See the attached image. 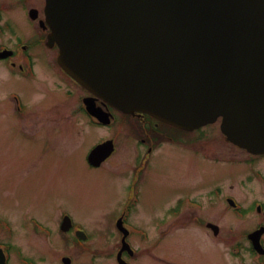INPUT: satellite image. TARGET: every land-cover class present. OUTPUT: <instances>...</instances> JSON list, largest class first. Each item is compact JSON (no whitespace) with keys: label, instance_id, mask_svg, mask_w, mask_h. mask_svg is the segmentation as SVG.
<instances>
[{"label":"rangeland","instance_id":"rangeland-1","mask_svg":"<svg viewBox=\"0 0 264 264\" xmlns=\"http://www.w3.org/2000/svg\"><path fill=\"white\" fill-rule=\"evenodd\" d=\"M9 27L10 32L23 36L31 32L27 23L21 24L17 19ZM33 51L41 55L43 47L36 45ZM9 73L0 64V240L12 246L15 255H11V260L20 264L22 258L36 262L42 256L49 259L55 255L50 254L53 249L61 248L58 225L63 212L90 233L93 240L106 231L110 233L117 201L129 198L124 176L134 167L137 141L128 137L120 123L111 129L90 125L81 113L80 90H76L72 100H63L61 91L54 87L35 94L30 79H16ZM11 93L22 97L26 105L38 100L42 105L16 117L18 113L8 99ZM52 103L54 109L50 107ZM219 124L217 121L182 137L192 138V144L165 141L154 149L139 185L141 201L133 218L136 226L153 234V224L163 218L164 208H176L175 200L179 198L199 200L202 190L220 187L246 204L249 198L264 197V183L253 179L256 169L264 173V160L255 166L244 161L245 153L224 139ZM106 139L114 141V154L106 165L88 167L87 151ZM192 150L218 157L221 162L203 161ZM223 159L229 162H222ZM216 214L218 226L225 233L221 231L215 244L199 225L193 224L168 235L154 252L185 264H256L255 258L248 260L244 249H238L231 261L226 231H235L234 242L239 245L235 249L245 248V232L258 218L251 214L237 217L232 209L222 212L219 207L198 213L203 219ZM33 222L43 225L42 232H52V248L46 245L48 240L40 229L33 230ZM185 224H190L189 218ZM140 264L154 263L144 258Z\"/></svg>","mask_w":264,"mask_h":264},{"label":"water","instance_id":"water-1","mask_svg":"<svg viewBox=\"0 0 264 264\" xmlns=\"http://www.w3.org/2000/svg\"><path fill=\"white\" fill-rule=\"evenodd\" d=\"M45 12L61 67L103 103L185 131L221 118L227 141L264 154V0H46Z\"/></svg>","mask_w":264,"mask_h":264},{"label":"flooded vegetation","instance_id":"flooded-vegetation-1","mask_svg":"<svg viewBox=\"0 0 264 264\" xmlns=\"http://www.w3.org/2000/svg\"><path fill=\"white\" fill-rule=\"evenodd\" d=\"M15 19L21 22V24L24 22L30 26L31 32L29 36L10 32V22ZM48 33L49 28L45 22V0H0V53L4 51L3 54L5 55L0 58V64H3L4 70L8 73L11 72L16 79H30L36 89L35 94L44 93L42 89H46L47 91L50 89L51 91L54 87L61 91V98L63 100H72L76 95V90H80L82 96L79 97V100L82 103V100L88 94L77 88L75 82L58 66L56 47L46 45ZM36 45L43 47L41 55L34 54L33 50ZM7 51L10 52V55H6ZM43 55L44 57L42 58ZM40 66H42L41 69H39ZM8 99L12 102L15 112L18 113L16 117L19 118L27 114L30 109H37L42 105L40 100L36 104L26 105L22 97H19L15 93H11ZM52 106L54 109L53 103L50 107ZM81 108L85 113L83 107ZM105 110L109 111L112 115V123L109 126H102L92 119H88L89 124H93L98 128L111 129L115 127L114 124L120 123L122 129L126 128L129 134L128 137L137 141L134 167L130 174L124 176L129 198L117 201L118 206L115 209L112 230H110V233L104 232L99 238L93 240L90 233L75 223L67 212H63L59 216L60 222L58 225L60 234L58 235V239L61 241V248L53 249L50 254L55 255L49 259L42 256L40 261L36 262V260L22 258L20 264H140L144 258L149 259L154 264H185L182 260H175L170 255L162 256L156 254L154 251L165 239L169 238L167 237L168 235L170 236L171 233L194 226L193 224L199 225L203 229L205 236L215 244L214 239L219 238L222 232L225 233L218 226L217 214L203 219L199 217L198 213L202 209H213L216 207H219L222 212L232 209L236 215L243 216L245 214L247 216L251 214L258 218L255 224L245 232V252L249 261L255 258L258 261L257 264H264V232L259 238L262 247V252L259 255L255 252L251 239H248L252 233L264 228V197L249 198L250 201L246 204V202L243 203L234 198V196L226 194L220 187L202 190L199 200L188 197L184 199L179 198L175 200L177 203L176 208H164L163 218L153 224L152 229L155 231L153 234L140 226H136L133 223V218L139 211L141 201L139 185L145 178L144 168L148 165L150 156L155 151L154 149L165 141L172 143L181 142L188 145L193 143V139L182 138L183 140L174 142L169 137L171 129L146 115L136 114L131 117L122 115L110 108H105ZM195 140H197V137L194 138ZM114 146L116 145L114 144ZM186 148L191 150L188 147ZM192 151L199 154L203 161L221 162L218 157H211L208 153ZM112 155L98 167L89 165L87 160L85 162L88 167L97 169L106 165ZM262 159L264 160V155L255 156L245 153V161L252 166H255ZM222 162L227 163L229 161L224 159ZM256 170L257 172L256 175H253V179H258L263 184L264 173L261 170ZM229 200H233L236 203V208L229 207ZM220 203L222 204L219 205ZM197 210H199L198 213ZM187 214L190 215L187 216ZM160 215L162 214L160 213ZM65 217L71 219L72 227L69 231L63 232L61 231V225ZM187 218H189V225L185 224ZM173 225L177 227L175 228ZM79 230L82 231V234L78 233ZM234 232L228 229L226 231L230 240L229 251L231 252V261L235 258L236 251L234 242L236 233ZM45 233L47 232L43 233L44 237L48 240V244L46 245L52 248V232L50 234L47 233L48 235ZM238 236L240 235L238 234ZM256 237L254 236V238ZM2 243L4 242L0 240V248L4 252L7 262L12 264L9 256L15 255V253L12 252L11 246H2ZM230 247L233 249H230ZM184 251L181 248V252L183 253ZM57 254L61 255L58 257Z\"/></svg>","mask_w":264,"mask_h":264}]
</instances>
